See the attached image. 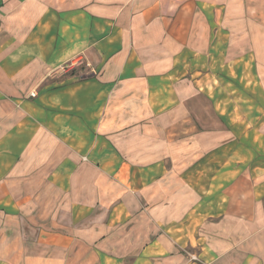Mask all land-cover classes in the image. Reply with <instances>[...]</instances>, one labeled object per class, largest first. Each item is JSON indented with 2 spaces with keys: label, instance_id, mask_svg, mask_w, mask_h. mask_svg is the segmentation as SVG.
I'll return each instance as SVG.
<instances>
[{
  "label": "crops",
  "instance_id": "obj_1",
  "mask_svg": "<svg viewBox=\"0 0 264 264\" xmlns=\"http://www.w3.org/2000/svg\"><path fill=\"white\" fill-rule=\"evenodd\" d=\"M0 264H264V0H0Z\"/></svg>",
  "mask_w": 264,
  "mask_h": 264
},
{
  "label": "rangeland",
  "instance_id": "obj_2",
  "mask_svg": "<svg viewBox=\"0 0 264 264\" xmlns=\"http://www.w3.org/2000/svg\"><path fill=\"white\" fill-rule=\"evenodd\" d=\"M252 77V76H250ZM250 79V78H249ZM233 82V80H231ZM234 88L231 89V87H229V85H226L223 88H219L218 89V109L219 112L222 115H229L233 113V118H235V121H228L229 124L233 127L236 128V130L239 132H242V127L241 125L243 124V122L238 121L237 118H240L241 114L245 113V106L249 107L250 110L252 108H256L254 106H257V104L252 103V107L248 106L249 104L245 105V100L244 103H242L240 100V98L238 96H240V93H238L237 91L239 89H235V87L238 86V84L236 82H233ZM250 98H257L258 97V92L257 90H254L250 93ZM233 100V101H232ZM193 107H197L199 110L197 111L195 109V114L198 115H193V113L188 116L190 117V120H187L186 122V129L189 131V133H194L200 129H202V127L199 126L198 123H202L203 124V130H207L209 128H216L219 127L214 126V120L216 119L215 114L213 113V110H211V106L208 103V101L202 97V99L197 100L196 101V105ZM245 123V132L246 129L249 132V136H247L249 138L250 144H252L253 140H255V136L254 134L257 132V128H258V122L257 121H248V122H244ZM211 125V126H210ZM210 126V127H209ZM243 139H238V141H242ZM258 140V138H257ZM260 156V157H259ZM261 157H263V154H259L258 152H254L252 154V157H250L251 161H254V163L258 162L259 160H261ZM252 164V163H251ZM250 164V165H251ZM190 252V250H187V252ZM189 255L194 257V254L189 253Z\"/></svg>",
  "mask_w": 264,
  "mask_h": 264
},
{
  "label": "built area",
  "instance_id": "obj_3",
  "mask_svg": "<svg viewBox=\"0 0 264 264\" xmlns=\"http://www.w3.org/2000/svg\"><path fill=\"white\" fill-rule=\"evenodd\" d=\"M68 68L66 67L65 70H67Z\"/></svg>",
  "mask_w": 264,
  "mask_h": 264
}]
</instances>
